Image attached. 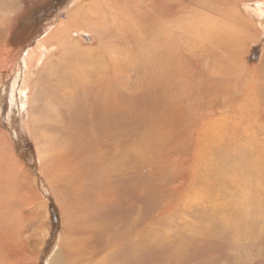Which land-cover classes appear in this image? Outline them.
<instances>
[{
    "label": "rangeland",
    "instance_id": "374dc122",
    "mask_svg": "<svg viewBox=\"0 0 264 264\" xmlns=\"http://www.w3.org/2000/svg\"><path fill=\"white\" fill-rule=\"evenodd\" d=\"M110 1L111 15L100 22L101 30L94 29L88 16L75 29L78 36L82 30L98 36H84L96 53L85 59L104 56L107 71H91L107 76L78 84L85 102L82 114L58 93L53 101L61 94L65 102L60 110L71 127L64 123L46 127L52 134L57 130L54 135L63 148L55 165L64 206L71 212L88 211L86 246L114 257L119 249L134 253L138 248L135 260L121 258L124 264H264V0H257L263 14L247 12L246 5L254 0H212L217 8L225 1L221 8L236 14L239 24L246 20L253 24L252 40L230 60L222 49L217 57L210 53L200 38L188 41L177 53L167 54L160 47L157 57L151 53L155 27L194 7L191 0ZM83 3L0 0V42L8 40L7 48L15 53L6 60L7 67L0 63V122L11 133L16 156L32 174L22 185L19 168L8 173L0 166V264H49L63 231L60 197L50 190L23 123L29 107L27 111L17 103L12 107L10 98L13 86L19 90L28 71L25 55L34 44L31 41L57 24L71 4L68 12ZM137 25L143 28L142 37L135 35ZM39 69L30 75L31 88L38 85V78L44 81L36 92L34 110L45 113L50 101L44 102L45 97H54V77H46V70L44 76L38 75ZM239 219L246 233L237 224ZM224 220L230 225L215 226ZM154 237L160 238L159 250L152 251Z\"/></svg>",
    "mask_w": 264,
    "mask_h": 264
},
{
    "label": "bare ground",
    "instance_id": "6f19581e",
    "mask_svg": "<svg viewBox=\"0 0 264 264\" xmlns=\"http://www.w3.org/2000/svg\"><path fill=\"white\" fill-rule=\"evenodd\" d=\"M134 1H137V0H134ZM191 1H193L194 7H190L189 10L184 11L181 15L169 17L167 19H163L164 21L159 23L160 24L159 29H157L154 26L155 32H153V33H154V35H155V33H157V36L155 39L154 50H152L151 53L155 54V57H157L158 54H161V51L156 53V50L158 47H160V49H162V50L164 49L167 54H170L172 52L177 53V52H180L184 48L185 44L188 41H193V40L200 38V39L204 40V42H206V45L207 44L209 45V46H207V48L209 47L210 53L215 54V56L217 54H219L220 49L223 50V51L220 50V53H221V51H222V53L226 52V57L228 58L227 60H230L229 58H230V55L232 56V54L236 55V56L239 55L238 52L240 54H242L243 47H246L245 45H246L247 41L249 43L252 40L251 37H253V34L249 33V27H251L253 25L252 22H250V20H246L245 24H243V23L239 24L240 20L236 19V17H237L236 14H234L235 16L229 15V14H227V13H230L229 11L226 12L224 10V7L221 8V6L223 5V2H225V1H222L220 4H218V5H221V6H218V8H217V4L214 2L215 0L214 1H212V0H191ZM219 1H217V2H219ZM247 1H249V0H247ZM139 2H135V3H139ZM149 2H150V0H149ZM227 2H228V0H227ZM244 2H245V0H244ZM249 2L246 5L247 8L245 7L246 10H248L247 12L249 14H254V13L257 14V12H261L263 14L264 10L262 11V9L260 8V2H258L257 0L256 1L254 0L251 3H249ZM110 3H111L110 0H84V3L82 5L78 6L75 9H72L68 12V10L70 9V7L72 5L71 4L69 6V8H67V11L63 14V16H65L64 19L63 18L61 19V17H62L61 16L57 22V24L58 23L59 24L57 25L54 23L55 25H57L56 27H50L49 29L46 30V32L44 34H42L43 36L41 35L42 37L40 39L37 40V38H35V41H31V43H34V44L30 45L29 48H27L26 55H25L28 71H27V74L24 78L26 86H25V89H22V96L24 98V105H25L24 111H27V107H29V110H28V117L23 122H24L25 127L27 128V130L30 134L29 136L32 137V140L34 141L35 146L37 148L38 154L40 156L43 175L48 182L50 190L54 193V195L60 197V201H61L60 204H61V207L63 208V211H64V212L61 211L62 214H64V221H63V224L61 227L63 229V231L59 235L58 246H57L55 252L53 253V255L50 257L49 262H48L49 264H124V262L121 260V258H125V257L128 259L129 258H131V259L135 258L137 253H138V250H139L138 248H136V249H138L136 252V249L134 248V250H135V252L133 251L134 253H130V250L128 252L124 253L123 251H121V249H119L117 252L118 255L116 257H114V256H102L100 254L102 251H100V250L99 251H97V250L96 251H92V250L89 251V248L85 244V241H86L85 240V234L87 232V225L89 222L88 221L89 218L87 219V212L88 211L84 212V211L77 210L76 212H71L70 210L65 208V206H66V205L64 206L65 201L63 202V197H62L63 195L60 192V189L58 187V183L61 180L60 175H59L60 171L58 170V168L55 165V157L57 155H59L60 149H61V152L63 151V148H60L59 139H58V137L55 136L57 130H56V132L53 131L55 133V135H54V133L52 134L49 130L46 129V127L49 128V126H52L55 128L54 125H58L59 123H61V124L64 123L65 125L70 126V125H68V123H66V119H65L66 116L64 117L61 110H60L62 108V107L60 108L61 104L59 103L61 101V99H60L61 94L58 97L59 99H56L53 101V99L56 98L55 96L58 95V93H62V95L64 94L65 97L67 96L65 98V101H67L66 103L70 105V103L72 102V104H73L72 106L74 108V111H77L80 114H82V112H84V103L85 102L83 100L84 97L81 98L80 94L78 93L79 92L78 91V88H79L78 84L79 83L80 84H83V83L84 84H92V81L101 77L99 75H101V74L105 75L106 74V73H102V72H101V74H97L96 72L91 71L92 68L93 69L94 68L95 69L100 68L101 70H103L105 72L107 71V64L104 63L103 59H102V57L104 58V56L101 55L102 57H100V59L94 60V61H92L90 59H85V57L90 56L91 53L92 54H96V53L90 51L91 48L84 41V36H86L87 34L88 35L90 34L92 38L93 37L97 38L98 36L87 31V30L80 31L79 36H78L75 32V29L80 28L84 22V18L86 16H88L89 23H93L92 26L94 27V29L101 30V28L103 26H100V25H103V23L100 24V22H102V21L104 22L105 19L111 15L110 12H111L112 7L110 6ZM121 3H123V2H121ZM12 4L13 3H11V7L13 9ZM224 4H226V3H224ZM228 5H230V3ZM228 5H226V6H228ZM243 7H244V5H243ZM147 13H148V11H147ZM235 13H237V11ZM131 23H134V22L132 21ZM138 26L139 25H137L135 27H138ZM140 26H142V25H140ZM105 29H107V28H105ZM135 29H136L135 35H137L138 37H142L141 34H143V28L138 27ZM134 31H132L133 34H134ZM152 31H153V29H152ZM100 36H102V35H100ZM153 38H155V37H153ZM0 39H1V37H0ZM53 39H58V40L52 41ZM136 39H138V38H136ZM134 40H135V38H134ZM139 40H141V38ZM150 40H153V39L151 38ZM255 41H256V39H255ZM8 42H9L8 40H6L5 42H0V43L4 44V48H5V50H1L3 48V45L2 44L0 45V63L3 61V64L5 67L8 66L6 64V60L8 59V57L11 58L12 55L15 56V53L13 52V50L10 51L9 50L10 48L9 49L7 48ZM111 45H112V43H111ZM210 45L213 46L212 47L213 49H210ZM185 47H187V46H185ZM19 49H17V50H19ZM132 49L129 48V50H127V49L126 50L132 51ZM122 50H123V48H122ZM44 53L47 55H45ZM97 53H99V52H97ZM126 53H125V55H126ZM193 53H195V52H193ZM203 53H206V52H203ZM110 54L113 56H116V52H113V50L110 51ZM135 54L136 53H134L132 55H135ZM128 55H126V56L128 57ZM149 55H150V52H149ZM132 57H134V56H132ZM14 58L15 57H13V59ZM110 59H112V57ZM113 59H116V58H113ZM237 59H239V58L237 57ZM118 60H119V62L124 61V59L120 55L118 57ZM7 62H8V60H7ZM184 62H186V61H184ZM209 62H210V60H209ZM216 63H218V62L216 61ZM130 64H132V63H130ZM220 64H221V62H220ZM227 64H226V66H228ZM230 64H232V63H230ZM45 65H46V68H45ZM123 65H125V64H123ZM36 67H38V68L40 67V69H39L40 72L38 73V75L40 74V76H44V74H45L44 71L46 70L48 72L47 74H45L46 77L48 76L51 79H53L52 77H54V80L57 77L56 82L50 81L52 83V91L54 93V95H53L54 97H52L50 95L51 97H48V98L45 97L46 99L44 101V102L49 101V100L51 101V102L49 101V103H48L49 105L47 104L48 110H46V112H48V113H46V112L44 113L41 109H37L36 111L34 110V108H35L34 104L35 103L38 104V100L36 99V94L38 93L37 91L39 90V88L41 86L40 83L44 82V81L41 82L38 78L37 79L38 85L36 87L31 88V78L32 77H30V75L33 73V69ZM235 67L236 66H234L233 68H235ZM217 69L222 70V67L217 68ZM245 69H247V68H245ZM216 70H214V72H216ZM242 71H244V70H242ZM223 72H221V74ZM106 76H107V74H106ZM225 76H226V74H225ZM215 77H216V75H215ZM44 79H47V78H44ZM44 79H42V80H44ZM96 83H97V81H96ZM44 85H45V83H44ZM86 86H85V88H86ZM46 87L49 88V86H46ZM91 87L92 86H89V89ZM99 87H101V86L98 85V88ZM93 88H95V87H93ZM117 88H121V87L118 86ZM86 89H88V88H86ZM80 91H81V93L84 92V95H85V91H83L82 89ZM98 92H100V91H98ZM101 92H103V91H101ZM115 92L119 93L120 91L115 90ZM103 94H104V92H103ZM64 95H63V98H64ZM101 96H103V95L101 94ZM88 97H89V95H88ZM98 97L101 98L100 96H98ZM107 97L110 98L109 96H107ZM103 98L106 99V97H103ZM66 99H68V100H66ZM99 100H97L96 102H99ZM102 101H103V99H102ZM65 106L66 105H64V107ZM39 107L42 108L43 105H41ZM68 111H69V109H68ZM70 114H71V112H70ZM72 115L79 117L74 112ZM41 124H44V126L43 125L41 126ZM47 125H49V126H47ZM28 132H27V134H28ZM87 133H86V135H87ZM83 134H85V133H83ZM10 137L12 138L11 133L8 132V130L5 129L4 125H2L0 122V166L3 167L4 169H6L8 171V173H13L14 171L18 170V168H19L20 169V175L23 176V177H19L20 183H22L24 181V179H22V178H24L25 175L28 174L30 179H31L32 174H31V172H29L27 170V168L25 169V165L21 163V160L19 159V157L16 156L15 152L13 151V149H12L13 139L11 140ZM101 150H100V152H101ZM122 156L124 158V154ZM100 159H102V157ZM65 165H66V163H65ZM71 166H73V165H71ZM3 168H2V170H3ZM65 169H63V170H65ZM16 173H14V174H16ZM17 174H19V173H17ZM63 174H66V173H64V171H63ZM63 179H65V178H63ZM10 181H11V179H10ZM247 184H248V182L246 183V185ZM252 185H254V183ZM252 187L253 186H251L250 189ZM244 189L245 188H243V190ZM253 189H255V188H253ZM249 193L251 194L250 191L247 194L249 195ZM256 193H257V191H256ZM242 195H244V194H242ZM250 197L251 196L249 195V198ZM253 197L254 196H252V198ZM34 198H37V197H34ZM245 198L247 199L246 196H245ZM26 199L30 200V198H27V197H26ZM245 202H247V201L245 200ZM248 202H249V199H248ZM224 221H225V223H223V221H220L219 225L215 224V226H217L219 228H226L227 226L230 225V221H228V220H224ZM237 224L242 226L244 231H245V228H244L243 223H242V219H239ZM169 226H170V224H169ZM155 228L156 227H154L153 229H155ZM156 229H158V228H156ZM245 233H246V231H245ZM157 234H156V236H157ZM139 235H141V234H139ZM46 236H47V233H46ZM141 236H144V234ZM149 237L150 236H148V238ZM151 238H149V239H151ZM152 241H153V243H151L152 246L150 249H152V251L159 250L158 243L160 241V238L154 237ZM141 244H143V243H141ZM145 244H147V242H145ZM137 245L139 246V244H137ZM125 247H127V244L125 245ZM168 249L171 250L173 248H171L168 245ZM127 250H128V248H127ZM143 253H144V251H143ZM23 255L21 257H24ZM29 255H30V252H29ZM175 255H177V254H175ZM25 257L27 258L28 255H25ZM138 257H139V255H138ZM132 260H135V259H132ZM126 264H128V263H126Z\"/></svg>",
    "mask_w": 264,
    "mask_h": 264
},
{
    "label": "crops",
    "instance_id": "0c3cea01",
    "mask_svg": "<svg viewBox=\"0 0 264 264\" xmlns=\"http://www.w3.org/2000/svg\"><path fill=\"white\" fill-rule=\"evenodd\" d=\"M63 18V15H62V17H61V19ZM60 19V20H61ZM59 24V23H58ZM57 24V25H58ZM57 25H53V26H51V27H56ZM43 36V35H42ZM42 36H37L36 38H37V40L38 39H40ZM35 41V40H34ZM53 41V40H52ZM26 66H27V63L25 64ZM45 68H46V65H45ZM27 74V73H26ZM26 76V75H25ZM25 76H24V78H25ZM24 78H23V80H22V82H21V85H20V87H19V90L17 89V88H15V85L13 86V88H12V94H11V98H10V103H11V106L13 107V105L15 104V103H17V106H19L20 108H23V110L25 109V105H24V98H23V96H22V89H25V80H24ZM54 81V80H53ZM56 82V81H55ZM15 91H17L18 93H16V95H14V92ZM17 96H19V98H20V103H18V97ZM61 99V98H60ZM65 101L63 100V99H61V101L59 102L60 104H62V103H64ZM24 123V122H23ZM11 138V137H10ZM11 140H12V138H11ZM12 143H13V141H12ZM12 149H13V151L15 152V148H14V143H13V145H12ZM36 150H37V148H36ZM37 153H38V151H37ZM16 154V153H15ZM38 156H39V154H38ZM39 160H40V156H39ZM40 164H41V161H40ZM42 168V167H41ZM25 169H26V167H25ZM26 172V171H25ZM22 179H24V180H26V179H30V177H29V175L27 174V175H25V177L24 178H22ZM24 184V182H22V185Z\"/></svg>",
    "mask_w": 264,
    "mask_h": 264
}]
</instances>
